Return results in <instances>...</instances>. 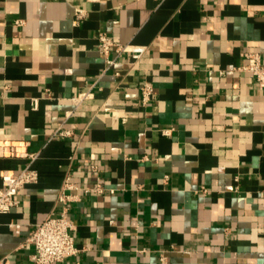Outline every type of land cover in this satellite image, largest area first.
I'll use <instances>...</instances> for the list:
<instances>
[{"label":"crops","instance_id":"obj_1","mask_svg":"<svg viewBox=\"0 0 264 264\" xmlns=\"http://www.w3.org/2000/svg\"><path fill=\"white\" fill-rule=\"evenodd\" d=\"M98 33L145 46L136 68L112 52L103 73ZM248 52L264 61V0H0V176L28 163L5 139L39 174L0 215V264H31L67 176L77 253L55 264H264V89L233 71Z\"/></svg>","mask_w":264,"mask_h":264},{"label":"built area","instance_id":"obj_2","mask_svg":"<svg viewBox=\"0 0 264 264\" xmlns=\"http://www.w3.org/2000/svg\"><path fill=\"white\" fill-rule=\"evenodd\" d=\"M85 16V11L81 8L74 10V23H77ZM16 22V25H21ZM97 51L104 62L103 73L109 71L115 66V59L110 57L113 52L116 56L128 55L130 59V69L134 70L137 63L146 52L145 46L117 43L104 35L98 33ZM245 64L243 66L234 67L233 71L243 72L251 76L257 86L264 89V61L258 53H244ZM223 72H220L222 75ZM118 77V73H114ZM140 100L143 105L151 100L153 94L152 84L148 80H144L138 87ZM91 90L85 91L72 98L74 106H79L84 101L91 99ZM37 106L36 99L32 100V107ZM70 113H66L67 118ZM125 115L122 116L124 120ZM52 137L60 139H74V133L71 130L58 127L52 132ZM18 142L5 139L2 143L3 147L8 149L10 155L24 157L28 159V163L17 174H3L0 176V215L11 212L19 206V196L21 191L30 185H34L39 180V174L32 163L37 159V153H27L24 149H20ZM90 170L97 172V167L91 165ZM68 191H78V187L71 181L69 176L65 177L63 186L60 189L58 202L61 209L57 213L49 214L31 231L27 238V242L32 245V254L30 255L31 264H55L61 263L65 259L74 256L77 253L73 238L71 236L72 224L68 219L67 203L75 200V195L67 194ZM84 192L101 194L104 189L99 183L94 187L84 189ZM163 260V258H162Z\"/></svg>","mask_w":264,"mask_h":264}]
</instances>
